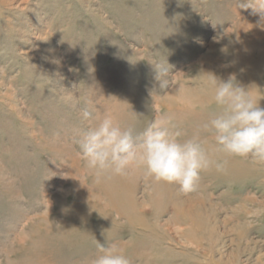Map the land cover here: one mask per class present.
<instances>
[{
  "label": "rangeland",
  "instance_id": "rangeland-1",
  "mask_svg": "<svg viewBox=\"0 0 264 264\" xmlns=\"http://www.w3.org/2000/svg\"><path fill=\"white\" fill-rule=\"evenodd\" d=\"M243 2L0 0V264H91L98 243L131 264H264V164L227 158L188 193L141 168L96 183L75 142L90 105L213 145L212 73L264 107V27Z\"/></svg>",
  "mask_w": 264,
  "mask_h": 264
},
{
  "label": "clouds",
  "instance_id": "clouds-1",
  "mask_svg": "<svg viewBox=\"0 0 264 264\" xmlns=\"http://www.w3.org/2000/svg\"><path fill=\"white\" fill-rule=\"evenodd\" d=\"M239 7L259 16L260 26L264 27V0H246ZM150 63L160 90L165 91L171 80L169 65ZM208 86L213 90L217 111L201 130L213 135L211 146H206L199 134L181 140L182 133L167 115L134 134L133 127H122L110 112L95 116L90 105L83 106L79 116L86 126L75 130V142L95 182L141 168L156 181L176 184L181 192L188 193L196 190L202 172L212 167L223 171L227 158H250L253 164H264V107L235 75L224 80L212 73ZM97 249L99 255L91 264H131L115 243H98Z\"/></svg>",
  "mask_w": 264,
  "mask_h": 264
},
{
  "label": "bare ground",
  "instance_id": "bare-ground-1",
  "mask_svg": "<svg viewBox=\"0 0 264 264\" xmlns=\"http://www.w3.org/2000/svg\"><path fill=\"white\" fill-rule=\"evenodd\" d=\"M258 29V28H257ZM256 32H258V31H256ZM255 34V33H254ZM240 55V54H239ZM248 68V67H247ZM133 204V203H132Z\"/></svg>",
  "mask_w": 264,
  "mask_h": 264
}]
</instances>
